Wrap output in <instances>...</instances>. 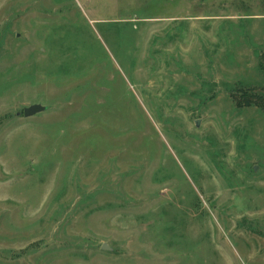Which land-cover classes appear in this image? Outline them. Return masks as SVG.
<instances>
[{"label":"rangeland","instance_id":"374dc122","mask_svg":"<svg viewBox=\"0 0 264 264\" xmlns=\"http://www.w3.org/2000/svg\"><path fill=\"white\" fill-rule=\"evenodd\" d=\"M263 35L264 0H0V264H264Z\"/></svg>","mask_w":264,"mask_h":264},{"label":"water","instance_id":"95a60500","mask_svg":"<svg viewBox=\"0 0 264 264\" xmlns=\"http://www.w3.org/2000/svg\"><path fill=\"white\" fill-rule=\"evenodd\" d=\"M45 109H46V105L44 106L39 103H33V104H30L29 107H25L22 113L24 117L29 118L30 116H33L35 114L45 111ZM17 114H20V112H18ZM196 124L198 123L196 122ZM103 249L109 250V248L105 244H103Z\"/></svg>","mask_w":264,"mask_h":264},{"label":"trees","instance_id":"16d2710c","mask_svg":"<svg viewBox=\"0 0 264 264\" xmlns=\"http://www.w3.org/2000/svg\"><path fill=\"white\" fill-rule=\"evenodd\" d=\"M246 99H248L247 104H257L258 106L264 107V94H251L250 96H246Z\"/></svg>","mask_w":264,"mask_h":264}]
</instances>
